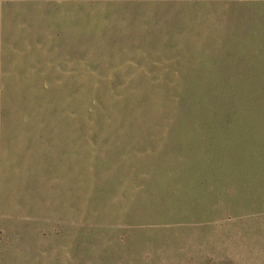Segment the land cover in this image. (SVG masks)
<instances>
[{
	"label": "rangeland",
	"instance_id": "374dc122",
	"mask_svg": "<svg viewBox=\"0 0 264 264\" xmlns=\"http://www.w3.org/2000/svg\"><path fill=\"white\" fill-rule=\"evenodd\" d=\"M42 2L0 0V264H264V0Z\"/></svg>",
	"mask_w": 264,
	"mask_h": 264
},
{
	"label": "crops",
	"instance_id": "0c3cea01",
	"mask_svg": "<svg viewBox=\"0 0 264 264\" xmlns=\"http://www.w3.org/2000/svg\"><path fill=\"white\" fill-rule=\"evenodd\" d=\"M44 6L43 19H68L72 18V13L67 11L70 6L76 7L77 12H74V15L78 18L77 22L74 23V26L79 29L80 35L79 39H86L87 36H84V33L87 31L89 35L91 34L92 29V18H91V7L92 0H42ZM88 8V10H87ZM63 9V10H62ZM73 19V18H72ZM61 38L70 39L73 36L71 35L70 26L67 22H61ZM46 34H50V31H47ZM50 38V37H48ZM52 38V37H51ZM91 38V35H90Z\"/></svg>",
	"mask_w": 264,
	"mask_h": 264
}]
</instances>
